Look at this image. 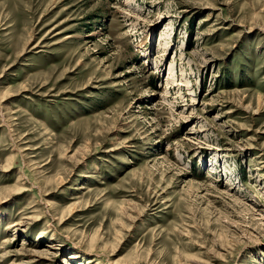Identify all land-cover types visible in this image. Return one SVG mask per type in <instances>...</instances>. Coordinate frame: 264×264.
I'll list each match as a JSON object with an SVG mask.
<instances>
[{"label":"rangeland","instance_id":"1","mask_svg":"<svg viewBox=\"0 0 264 264\" xmlns=\"http://www.w3.org/2000/svg\"><path fill=\"white\" fill-rule=\"evenodd\" d=\"M0 264H264V0H0Z\"/></svg>","mask_w":264,"mask_h":264},{"label":"bare ground","instance_id":"2","mask_svg":"<svg viewBox=\"0 0 264 264\" xmlns=\"http://www.w3.org/2000/svg\"><path fill=\"white\" fill-rule=\"evenodd\" d=\"M205 21H206V20H205ZM163 38H166V36H163ZM20 223H21V222H20ZM20 223H16V224H20ZM16 224H15V225H16ZM50 246H51V245H50ZM52 246H53V245H52ZM2 256H3V255H2ZM27 262H28V261H27Z\"/></svg>","mask_w":264,"mask_h":264}]
</instances>
